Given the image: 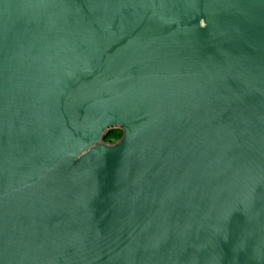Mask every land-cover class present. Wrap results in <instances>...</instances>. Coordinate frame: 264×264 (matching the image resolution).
I'll list each match as a JSON object with an SVG mask.
<instances>
[{
	"label": "water",
	"instance_id": "1",
	"mask_svg": "<svg viewBox=\"0 0 264 264\" xmlns=\"http://www.w3.org/2000/svg\"><path fill=\"white\" fill-rule=\"evenodd\" d=\"M0 264H264V0H0Z\"/></svg>",
	"mask_w": 264,
	"mask_h": 264
},
{
	"label": "trees",
	"instance_id": "2",
	"mask_svg": "<svg viewBox=\"0 0 264 264\" xmlns=\"http://www.w3.org/2000/svg\"><path fill=\"white\" fill-rule=\"evenodd\" d=\"M121 136V130L114 128V129H110L106 132L105 136H104V140L105 141H114L116 139H118Z\"/></svg>",
	"mask_w": 264,
	"mask_h": 264
}]
</instances>
